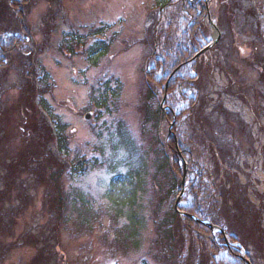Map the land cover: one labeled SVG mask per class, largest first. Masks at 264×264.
Masks as SVG:
<instances>
[{
  "label": "rangeland",
  "instance_id": "obj_1",
  "mask_svg": "<svg viewBox=\"0 0 264 264\" xmlns=\"http://www.w3.org/2000/svg\"><path fill=\"white\" fill-rule=\"evenodd\" d=\"M165 1H30L26 22L32 49L36 52L33 75L37 95L27 117L32 115L38 125L44 120L54 133L57 124L64 126L69 161L75 155L89 162L97 161L98 167L95 165L87 174L66 181L68 186L89 197L97 210L105 206L101 195L108 184L109 175L105 172L108 162L118 157L136 162L135 148L140 146L141 137L140 100L146 91L145 60L149 55L150 64H155L154 60L165 63L174 48L186 38L188 20L179 1L175 0L172 7L165 8L161 14L155 5H163ZM215 14L217 19L212 22L219 37L213 51L201 58L215 67L210 71L207 84V100L212 102L207 112L212 113L220 99L224 111L235 116L229 120L234 135H221L223 127L220 131L213 127V134L222 140L224 147L233 148L234 168L231 171L246 188L244 195L252 205L248 216L258 219L264 229V128H261L264 125V80L261 76L264 68L252 65L264 58L257 30V24L264 29V0H223ZM208 30L211 38L217 37L215 29L208 26ZM100 43L103 46L97 52ZM27 60V57L9 60L7 75L4 80L0 79V112L3 113H0V190L5 188L1 178L7 174L2 165L10 162L3 153L16 147L25 133L24 119H16L17 111L13 109L19 95L29 87L25 77ZM105 88L119 90L113 97L108 94L106 106L99 108L98 96ZM227 89L234 95H224ZM235 93H242L245 101ZM42 102L46 108L41 106ZM87 114H91V118L84 120ZM219 117L224 124V116ZM118 121L123 125L121 131L116 129ZM236 121H241L244 128H238ZM169 125L170 133L173 124ZM54 150L56 152V148ZM63 177L65 179L66 175ZM14 182L12 196L1 211L0 264H145L143 254L148 249L147 241L137 252L117 249L111 255L102 247L109 225L105 218L103 227L88 237L75 238L62 230L56 241L43 189L26 173ZM18 189H23L26 197L18 198ZM172 202L166 203L167 207L172 206ZM248 216L240 218L244 220ZM150 229L148 224V236H151ZM107 238L105 243H112V236L107 235ZM251 243L258 244L249 239L248 244ZM197 250L196 246L184 251L183 263H200ZM261 250V246L257 248L255 258L264 259ZM204 262L203 257L201 263ZM257 263L264 264V260L257 258Z\"/></svg>",
  "mask_w": 264,
  "mask_h": 264
},
{
  "label": "trees",
  "instance_id": "obj_2",
  "mask_svg": "<svg viewBox=\"0 0 264 264\" xmlns=\"http://www.w3.org/2000/svg\"><path fill=\"white\" fill-rule=\"evenodd\" d=\"M30 1L0 0V79L4 80L7 75L5 71L9 60L27 57L25 77L29 81V87L19 95L13 109L17 111L16 119H24L25 133L20 136L16 147L3 153L5 158H10V162L2 165L7 174L1 178L5 184V188L0 190L1 234V211L12 196L13 181L20 180V176L26 173L47 197V211L52 232L57 234L56 241L62 230L75 238L88 237L103 227L105 218L109 225L103 235L102 247L111 255L117 249L127 253L140 251L142 243L147 241L148 249L143 254L145 264V258L153 264H184V251L196 246L197 262L201 263L205 258L201 264H246L241 258V251L250 264H259L257 258L263 261L262 257L255 258V253L261 246V253L264 254V229L258 219L248 216L251 215L252 205L244 195L246 188L231 171L234 168L233 148L230 149L229 145L224 147L222 140L213 134V127L218 131L223 127L221 135H234L229 120L235 116L224 111L220 99L219 103H215L216 107L213 106V112H207L212 103L207 100V84L210 71L215 67L202 60L206 55L194 58L211 41L206 9L211 19L216 20L215 11L223 0H178L188 20L186 38L174 48V53L165 63L154 60L152 65L149 55L145 60L146 91L140 100L141 137L140 146L135 148L136 162L120 157L108 162L105 169L109 175L108 184L101 195L105 206L98 210L89 197L66 183L93 170L97 161L89 162L85 157L76 155L69 161L64 126L57 124L54 133L44 120L38 125L32 115L27 117V113L33 110V100L37 95L33 75L36 52L32 49L26 22ZM174 1L167 0L155 7L162 14L165 8L172 7ZM257 30L259 45L264 48V29L257 24ZM98 46L97 52L103 44ZM153 50L155 52V44ZM252 65L263 70L264 58L260 62H252ZM261 76L264 80V74L261 73ZM118 90L105 88L98 96L97 106L105 107L108 94L113 97ZM165 91L164 109L160 103ZM230 93L228 89L223 91L226 96L234 95ZM235 95L245 101L242 93ZM219 116H224V124L220 123ZM236 122L238 128H244L241 121ZM169 123L173 124L170 133ZM122 127L118 121L117 131H121ZM184 164L187 172L184 193L178 206L183 213L180 216L174 209V203L180 194ZM21 195L26 197L23 189H18L16 196L20 198ZM170 200H173L172 206L167 207L166 203ZM245 215L248 218L242 220L240 216ZM196 219L209 222L220 232L210 230ZM148 224L151 236L147 233ZM107 235L112 236V243H105ZM249 239L256 240L258 244L249 245ZM56 245L64 260L59 244Z\"/></svg>",
  "mask_w": 264,
  "mask_h": 264
},
{
  "label": "water",
  "instance_id": "obj_3",
  "mask_svg": "<svg viewBox=\"0 0 264 264\" xmlns=\"http://www.w3.org/2000/svg\"><path fill=\"white\" fill-rule=\"evenodd\" d=\"M209 24H210V27L212 29H215V31L217 33V37L213 39L212 43L209 46H207L205 49H203L198 54H196L194 58H198L199 56L203 55L205 52H207L208 50H210L215 45V43H216V41H217V39L219 37L218 31L216 30L214 24L211 22L210 18H209ZM164 101H165V95H164V98H163V100L161 102V107L163 106ZM90 118H91V114H87L86 116H84V120H89ZM186 172H187V166H186V164H184V174H183V178H182V181H181V184H180V194L177 197L176 202L174 204V209L178 213V215H180V216H183V214L178 211V204H179L180 198H181V196L183 194V191H184V184H185V179H186ZM196 221L199 222L201 225L209 228L210 230H214V227L211 224H209L208 222L199 221L197 219H196Z\"/></svg>",
  "mask_w": 264,
  "mask_h": 264
}]
</instances>
